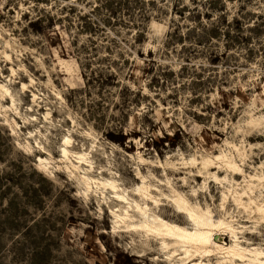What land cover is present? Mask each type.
Listing matches in <instances>:
<instances>
[{
  "label": "rangeland",
  "instance_id": "rangeland-1",
  "mask_svg": "<svg viewBox=\"0 0 264 264\" xmlns=\"http://www.w3.org/2000/svg\"><path fill=\"white\" fill-rule=\"evenodd\" d=\"M142 1L111 17L99 0H0V264H171L173 247L113 228L112 194L85 173L135 199L150 185L155 211L188 226L159 196L172 188L264 248V221L232 196L251 183L264 201L250 179L264 176V0ZM66 137L91 167L61 156Z\"/></svg>",
  "mask_w": 264,
  "mask_h": 264
},
{
  "label": "bare ground",
  "instance_id": "bare-ground-1",
  "mask_svg": "<svg viewBox=\"0 0 264 264\" xmlns=\"http://www.w3.org/2000/svg\"><path fill=\"white\" fill-rule=\"evenodd\" d=\"M23 85L24 84L21 86ZM0 89L5 93H9V89L2 83L0 84ZM62 142L63 146L60 149L61 156L69 162L68 164H70L71 167L78 169L79 165L77 164L83 162L86 164L88 163L89 167H91L90 161L87 160L85 153L71 152L67 148L69 138H64ZM237 153H239L238 149ZM70 154L77 164L72 162L69 157ZM214 158L219 160L223 168L229 172L236 173L241 169L230 154L219 153L216 154ZM38 161L42 167H45L47 160L38 157ZM211 161L212 159L206 157L201 160V163L203 167H205ZM72 174L74 173L72 172ZM213 178L216 180L217 176H213ZM263 178V175H254L250 179H254L259 183ZM141 179H143V177H141ZM81 180L85 185L86 191H88L92 185L98 189L100 187L109 189L112 194V200L116 203L110 210L114 217V229L124 228L127 231L145 237L146 240L158 238L161 245L160 247L164 249H168L170 246L173 247V250L168 251L167 254V259L171 261V264L191 262L195 255H199V257L217 255V264H235L236 260L244 264H264V248L250 246L248 244L242 245L241 240H239V237L236 235V229L232 224V217H214L209 207H202L198 203L190 202L184 194L172 188L171 195L159 192V196L165 197L170 205L173 206V210L184 216L189 223L188 226L170 221L164 218L159 212L155 211V209L162 204L159 203L158 196L151 195L150 190L154 188H151L150 185L142 182L141 185L136 186L133 189V193L138 195L139 199H135L131 197L128 194V190L121 186L113 177H91L85 173L81 175ZM254 188H256V186L250 183L242 187L239 191L233 190V201L239 208L248 209L249 214L254 212L257 215L256 220L258 222H263L264 201L257 202L256 199H258V195H254ZM225 198L226 195L222 194V200ZM242 198H245V200ZM147 200H149L154 207H150ZM223 233L229 234V244L224 243L221 237ZM143 251L145 250L143 249ZM191 264H203V260L199 259L198 261L191 262Z\"/></svg>",
  "mask_w": 264,
  "mask_h": 264
},
{
  "label": "trees",
  "instance_id": "trees-1",
  "mask_svg": "<svg viewBox=\"0 0 264 264\" xmlns=\"http://www.w3.org/2000/svg\"><path fill=\"white\" fill-rule=\"evenodd\" d=\"M143 3L142 0H99L98 5H96L93 10H100L104 9L107 11L108 15L111 17H115L119 9H121L124 5H127L128 3ZM142 18H145V15L142 14ZM109 20L106 19V22Z\"/></svg>",
  "mask_w": 264,
  "mask_h": 264
}]
</instances>
